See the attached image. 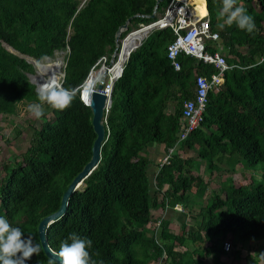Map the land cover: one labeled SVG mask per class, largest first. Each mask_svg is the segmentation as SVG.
Wrapping results in <instances>:
<instances>
[{
	"label": "trees",
	"instance_id": "trees-1",
	"mask_svg": "<svg viewBox=\"0 0 264 264\" xmlns=\"http://www.w3.org/2000/svg\"><path fill=\"white\" fill-rule=\"evenodd\" d=\"M157 1L0 0V117L8 120L18 104L39 102L37 86L27 76L31 60L41 62L68 50L60 87L76 91L71 106L62 112L44 106L22 159L3 165L0 216L40 245L39 255L27 264H55L42 250L38 224L58 210L63 193L91 158L95 133L92 112L80 99L82 87L85 100H90V75L102 58L109 63L117 30L130 20L121 40L156 22L170 0H162L151 19ZM239 3L254 18L252 34L235 24L219 28L222 0H205L211 28L219 38L207 44V51L219 50L231 68L220 89L209 93L199 128L180 148L196 150L210 174L218 171L216 161L230 167V174L237 165L246 170L260 166L261 181L249 187L219 184L202 206L207 188L202 177L192 176L195 160L174 153L169 164L160 168L158 164L157 191L151 193L145 153L153 145H163L167 153L176 144L182 104L193 96L194 73L214 72L185 55L179 56L180 70L175 71L166 56L174 39L171 29L154 30L130 53L112 86L100 162L83 189L71 195L62 218L47 228L51 250L58 253L61 241L75 233L92 240L88 251L97 264H157L164 254L161 264H204L207 258L212 264H229L221 259L229 256L223 244L231 238L240 247L263 243L264 264V61H259L264 54V0ZM170 103L173 112L167 113ZM165 185L168 189L162 192ZM166 204L167 212L180 205L200 223L190 229L184 212L177 231H172L166 217L159 244L147 235V228L155 221L152 210L159 206L163 210Z\"/></svg>",
	"mask_w": 264,
	"mask_h": 264
},
{
	"label": "rangeland",
	"instance_id": "rangeland-1",
	"mask_svg": "<svg viewBox=\"0 0 264 264\" xmlns=\"http://www.w3.org/2000/svg\"><path fill=\"white\" fill-rule=\"evenodd\" d=\"M86 0H80L81 4H83ZM237 6H242L245 8L244 5L239 3ZM203 14H205V7L202 8ZM161 16V15H160ZM159 16V17H160ZM150 25V24H149ZM146 26H140L137 30H134L129 36H132L134 32H141L144 31L147 28ZM153 30H151L149 33H151ZM126 36L125 38H127ZM123 38L120 42L125 40ZM137 44V43H136ZM135 44V45H136ZM213 44V43H212ZM123 45V44H122ZM137 44L136 46H138ZM135 46V47H136ZM122 49L120 45V50ZM120 50L118 52V55L120 54ZM131 52V51H130ZM68 54V50H63L60 52H56L52 58H46L42 60L41 62H35L31 60L32 70L30 73L27 74L28 78L30 79L31 83L37 86L39 88L40 84L46 82L51 76H55L56 78L52 80L53 85L59 86L60 82L63 77V69L65 66V59ZM129 55V54H128ZM117 60V57L115 59V62ZM59 61V62H58ZM107 59L102 58L97 65L98 68L95 73L90 75V79L88 81L89 86L91 87V90H96L97 83L99 78L102 76L103 72L107 69H109L108 74L110 73L111 64L107 66L106 63ZM36 64H41L40 68L36 69ZM61 64V70L59 71L58 65ZM96 65V66H97ZM111 66V67H110ZM117 78V77H116ZM115 78V79H116ZM60 79V80H59ZM57 80V81H56ZM36 87V90H37ZM38 91V90H37ZM29 105L31 103H21L18 104L16 107V112L13 116L9 117L8 120H3L0 117V179L4 175L3 171V165H5L8 162L14 161V160H21L22 155L25 153L27 148L30 145V140L33 135V131L40 126L41 119H36L29 111ZM167 113L173 112V104L170 103L169 108L166 110ZM182 152L184 151L183 158H193L196 159L194 162V167L192 169V176H199L204 179V181L207 182V190L204 193L202 197V206H205L209 199H210V190L217 188V181L221 180V182H224L225 177H231L230 181H225L224 185L229 186V183L239 187H249L253 183H259L261 181V168L260 166L257 167L255 170H246L241 165H237L235 168L234 173L230 174V167L226 166L225 164L219 163L216 161V166L218 167V171L208 172L206 167V162L202 160H198L197 157V151L196 150H188L184 147L181 148ZM153 188V186L151 187ZM83 189V187H82ZM185 218L186 223L190 225V229L195 230L197 225L200 223V218L193 219L185 210ZM194 212H199V207L194 208ZM181 213L177 214L175 211L167 212L165 214L164 218H168L172 223V231H177L178 225H179V216ZM158 218L161 216V212L157 215ZM153 216V217H154ZM154 224H150V227H148V236L150 237L153 233ZM160 231H158L157 237H155L156 241L159 244L161 243L160 239ZM231 244V247L229 249L228 257L222 258V261L229 262V264H263L261 261L262 256V247L263 243H255L252 245H247L244 247H240L239 245H235L231 238H228L226 240ZM201 243H199L200 245ZM206 246V244H201V247ZM209 246V244H207ZM175 248L180 249L179 246L175 245ZM189 250H194V246L190 245L188 247ZM240 252L239 257L235 258V253ZM206 261V262H205ZM204 264H212V261L210 258L205 259Z\"/></svg>",
	"mask_w": 264,
	"mask_h": 264
},
{
	"label": "built area",
	"instance_id": "built-area-1",
	"mask_svg": "<svg viewBox=\"0 0 264 264\" xmlns=\"http://www.w3.org/2000/svg\"><path fill=\"white\" fill-rule=\"evenodd\" d=\"M200 2L201 0H170L163 14L156 22L151 23L154 25V30L171 29L174 39L166 47V56L175 71L180 70L178 61L180 55L196 59L214 69V72L205 74L194 73L193 96L182 104L181 125L177 142L164 154L159 163V168L169 164L171 155L179 153L180 145L199 128L208 103L209 93L220 89L225 73L231 68L219 50L213 53L207 51V44L215 43L219 38L218 33L211 28L205 0L202 2L206 12L202 16L198 14L197 7H199ZM259 61H264V54ZM168 210L169 207L166 204L161 216L154 223L152 233L154 238L157 237L161 222L165 219L164 216ZM173 210L181 214L184 213L180 205H175ZM230 247L229 242H224V251L228 252ZM164 258L165 254L157 264H161Z\"/></svg>",
	"mask_w": 264,
	"mask_h": 264
},
{
	"label": "clouds",
	"instance_id": "clouds-1",
	"mask_svg": "<svg viewBox=\"0 0 264 264\" xmlns=\"http://www.w3.org/2000/svg\"><path fill=\"white\" fill-rule=\"evenodd\" d=\"M218 19L223 20V23L217 25L221 29L226 25L231 27L233 24L248 34H252L256 29L254 18L247 14L244 7L237 6V0H222ZM37 67L41 66L38 64ZM53 79H55L54 75L40 84L37 91L39 102L29 105L28 111L36 119L43 117L45 105L62 112L71 106L76 97L74 89L57 87L53 85ZM92 243L91 239H82L75 233L69 234L60 243L57 253L60 264H97L88 251ZM39 253L38 243H33V239L25 237L19 227L12 226L4 216H0V264H27L33 255H39ZM100 264L103 262L101 261Z\"/></svg>",
	"mask_w": 264,
	"mask_h": 264
},
{
	"label": "water",
	"instance_id": "water-1",
	"mask_svg": "<svg viewBox=\"0 0 264 264\" xmlns=\"http://www.w3.org/2000/svg\"><path fill=\"white\" fill-rule=\"evenodd\" d=\"M161 1L162 0L157 1L156 6L154 7V11L149 16V18L154 19L156 17L157 5ZM129 21L130 20H127L126 23L124 25H122L117 30V32L115 34V50H114L112 57L109 61V64L107 66H109L113 62V60L116 56V53L118 51L119 44L121 41L120 40L121 34L127 30ZM149 26H152V25L150 24V25H148V27ZM131 33L132 32L128 33L127 35H129ZM140 45H141V43L138 46L134 47V49L131 52H133L135 49H137ZM130 53H129V55H130ZM122 71H123V68L121 69L118 78L121 76ZM29 81H30V79H29ZM85 82H86V80H85ZM104 82H105L104 77L100 78V80L97 83L96 90L93 92L90 100H88V101L85 100V97H84V91H85L86 87L83 86L82 90L80 92V99H81L82 103L86 107H89L91 112H92L91 123H92L93 131L95 133V140L93 142L92 149H91V158L85 164V166L82 168V170L75 176V178L71 181V183L67 187L66 191L63 193L58 210L55 211L54 213L44 217L40 221V223L38 224V227H37V234H38V238L40 240L42 250H43L45 256L55 264H60V260H59V257L57 256V253L54 252L53 250H51V248L49 247V245L47 243V228L62 218V216L65 214V212L67 210L68 200L71 197V195L74 192L81 190L80 187L84 186V181L97 168V166L100 162V159H101V156H100L101 147L107 139L106 130H105V123H106L105 117H106V114H107L108 109H109L110 104H111L110 97H111V90H112L113 84L107 85L106 88H104ZM58 87H60V85ZM108 91H109V99H108V104H107V92ZM36 92H37V90H36Z\"/></svg>",
	"mask_w": 264,
	"mask_h": 264
},
{
	"label": "bare ground",
	"instance_id": "bare-ground-1",
	"mask_svg": "<svg viewBox=\"0 0 264 264\" xmlns=\"http://www.w3.org/2000/svg\"><path fill=\"white\" fill-rule=\"evenodd\" d=\"M197 12H198V14L200 15V16H202V15H204L203 14V11H202V8H200V7H197ZM153 27H154V25H152V26H147V28L144 30V31H141V32H134L133 34H132V36H129V35H127L128 37L127 38H125V40L124 41H122V43L121 44H119V48H118V51H117V53H116V56H115V58H114V60H113V62L111 63V69H110V73L108 74V72H109V69L107 70H105L104 72H103V74H102V76L100 77V78H102V77H104V80H105V82H104V85H106L107 84V81L109 82V84L108 85H112V84H114V82L117 80V78H118V76H119V74H120V71H121V69L123 68V66H124V64H125V62L127 61V59H128V54L130 53V51H132L133 49H134V47L137 45V44H140L147 36H148V34H149V32L151 31V30H153ZM122 40V39H121ZM121 42V41H120ZM137 43V44H136ZM123 44V45H122ZM136 44V45H135ZM120 45H121V47H122V49L120 50ZM119 50H120V54L118 55V52H119ZM116 57H117V60H116V62H115V59H116ZM59 62V61H58ZM59 71L61 70V64L60 65H58V68H57ZM117 77V78H116ZM56 78V77H55ZM100 78H99V80H100ZM116 78V79H115ZM60 80V79H59ZM98 80V81H99ZM57 81V80H56ZM95 90H91L90 91V98H91V95L93 94V92H94ZM108 99H109V91L107 92V104H108ZM82 187V186H81ZM80 187V188H81Z\"/></svg>",
	"mask_w": 264,
	"mask_h": 264
},
{
	"label": "crops",
	"instance_id": "crops-1",
	"mask_svg": "<svg viewBox=\"0 0 264 264\" xmlns=\"http://www.w3.org/2000/svg\"><path fill=\"white\" fill-rule=\"evenodd\" d=\"M204 6H202L201 8H203ZM206 12V11H205ZM220 12V11H219ZM219 12H218V16H219ZM218 16H217V22L218 23H221V22H223V20L222 19H218ZM180 150V151H179ZM178 151H179V153L181 154V156L183 157V155L182 154H184V151L182 152V150L179 148L178 149ZM177 151V152H178ZM164 154H165V149H164V146L163 145H160V146H155V145H153V147H151L150 149H148L147 150V152L145 153V156L148 158V160H149V162H150V164H149V167H148V169H147V176H148V179H149V182H150V188L153 186V188H151V193L152 194H154L156 191H157V188H156V186H155V176H156V173H157V170H158V164L160 163V161H161V159H162V157L164 156ZM186 158V157H185ZM194 160H196V159H194ZM199 160V159H198ZM197 161V160H196ZM196 162H194V164H195ZM216 163V162H215ZM234 169H236V168H234ZM226 178L227 177H225V179H224V182L226 181ZM203 181H204V179H203ZM224 182H221V180H219V181H217V185H216V187L218 188V185L219 184H221V185H224L225 183ZM204 183L206 184V188H207V182L206 181H204ZM168 189V186H164L163 187V190H162V192H164V191H166ZM214 189H216V188H214ZM157 212L158 213H160V212H162V209H161V207L159 206V207H157V208H155V209H153L152 210V215L154 216V215H157ZM177 214H179L178 212H176ZM154 218H155V221L153 222V223H151V224H154L156 221H157V219H158V217L157 216H154ZM187 225H188V223H186ZM188 226H190V225H188ZM147 235H148V231H147ZM178 246V245H177ZM180 249H177V250H183V248H181V247H179ZM190 251H192V250H190ZM208 259V258H207ZM206 262V261H205ZM225 263H227V262H225Z\"/></svg>",
	"mask_w": 264,
	"mask_h": 264
}]
</instances>
